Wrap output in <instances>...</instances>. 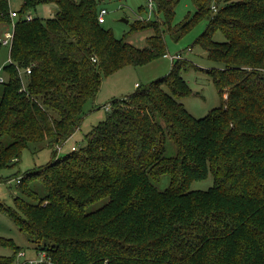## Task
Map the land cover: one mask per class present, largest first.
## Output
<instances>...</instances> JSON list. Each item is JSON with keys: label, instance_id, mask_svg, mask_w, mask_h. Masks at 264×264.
Listing matches in <instances>:
<instances>
[{"label": "trees", "instance_id": "trees-1", "mask_svg": "<svg viewBox=\"0 0 264 264\" xmlns=\"http://www.w3.org/2000/svg\"><path fill=\"white\" fill-rule=\"evenodd\" d=\"M154 1L166 20L132 26L153 30L139 49L99 24L96 0H22L16 18L0 0V26L15 24L0 83V171L29 144L69 141L100 73L166 56L167 36L179 41L201 22L194 45L218 65L202 70L221 97L204 118L189 114L182 72L192 63L172 60L169 75L112 101L86 149L18 177L23 197L14 208L0 203V212L59 264H264V0H192L194 16L176 25L179 0ZM41 5L58 12L28 21ZM209 175L210 189L191 190ZM164 176L169 185L160 190ZM0 246L14 249L0 264H13L20 248L3 238Z\"/></svg>", "mask_w": 264, "mask_h": 264}, {"label": "rangeland", "instance_id": "rangeland-1", "mask_svg": "<svg viewBox=\"0 0 264 264\" xmlns=\"http://www.w3.org/2000/svg\"><path fill=\"white\" fill-rule=\"evenodd\" d=\"M100 8H105L108 14L105 16L103 27L110 30L115 38L134 45L139 49L147 47L146 39L153 35V30L131 31L134 24H142L147 21L163 22L166 20L165 13L157 10L156 3L154 11L148 9L144 0H96ZM175 2L176 0H168ZM10 8L14 18L20 10L22 0H9ZM195 7L192 0H179L175 5L173 23L182 24L195 14ZM58 12L56 5H41L30 15L46 21L53 18ZM128 20L125 23L123 20ZM7 27L0 26V40L3 38L4 30ZM206 30V22H201L191 32L179 41H172L168 36L167 55L140 67H127L110 76L100 73L102 80L100 90L94 99L89 101L84 110L86 115L81 122L79 129L64 145L48 148L45 145L29 144L28 148L22 152L20 161L13 167L2 169L0 177L4 180L12 179L8 182H0V203L14 208V200L22 198L21 192L17 189V178L24 176L30 171L46 166L54 160L62 159L68 154H73V148L79 153L86 149L89 135L94 128L104 121L110 111L111 103L125 96L132 95L137 91L136 84L142 88L149 86L160 78L169 75L173 63L171 56L180 54L183 59L191 62V69L182 72V77L192 90L191 95L181 100L189 114L197 119L204 118L212 109L221 105V97L212 79L203 72L202 69L216 68L218 65L210 61L206 52L197 45L195 40ZM216 41H224L222 34L215 36ZM192 48L189 52L188 49ZM9 49L2 47L0 50V68L8 64ZM2 76L5 78L4 72ZM226 97V95H225ZM60 147V150L58 149ZM168 157L176 155V150L172 142H167ZM169 185V177L164 176L158 188L164 190ZM213 186V177L209 175L207 179L195 181L191 190L206 191ZM0 238L11 240L14 245L20 248V253L13 264H18L28 258L36 257L35 246L28 240L27 236L21 233L18 227L4 213L0 212ZM19 254H22L19 256ZM14 249L10 246H0V256L11 257Z\"/></svg>", "mask_w": 264, "mask_h": 264}, {"label": "built area", "instance_id": "built-area-1", "mask_svg": "<svg viewBox=\"0 0 264 264\" xmlns=\"http://www.w3.org/2000/svg\"><path fill=\"white\" fill-rule=\"evenodd\" d=\"M147 5H148V9L153 12L154 11V0H144ZM214 12L217 11L216 7L212 8ZM108 14L107 10L105 8H101L98 14V22L99 24L103 25L105 24L106 20H105V16ZM28 21H31L33 19L32 15H28L27 17ZM14 29H15V24L12 23L10 25V27H7V29L4 30L3 33V38L0 40L1 44L5 47H11L13 38H14ZM182 56L181 55H176L171 57V60L174 59H181ZM93 62H97L96 58L92 59ZM8 62H11L10 59ZM19 74L21 75V77L29 75L31 73V68H27L24 71L19 70ZM3 70L2 68H0V83L5 82V78L2 76ZM139 85L136 84V87H138ZM24 89V88H23ZM60 150V147L58 148ZM73 150H75V148H73ZM19 181V180H17ZM22 254H19V256H21ZM18 264H59L57 262H55L49 255L47 252L45 251H36V257L34 258H28L26 260H23L22 262H19Z\"/></svg>", "mask_w": 264, "mask_h": 264}, {"label": "water", "instance_id": "water-1", "mask_svg": "<svg viewBox=\"0 0 264 264\" xmlns=\"http://www.w3.org/2000/svg\"><path fill=\"white\" fill-rule=\"evenodd\" d=\"M123 21H124L125 23H128V20H125V19H124Z\"/></svg>", "mask_w": 264, "mask_h": 264}, {"label": "crops", "instance_id": "crops-1", "mask_svg": "<svg viewBox=\"0 0 264 264\" xmlns=\"http://www.w3.org/2000/svg\"><path fill=\"white\" fill-rule=\"evenodd\" d=\"M135 87H136V85H135ZM137 88V87H136Z\"/></svg>", "mask_w": 264, "mask_h": 264}]
</instances>
